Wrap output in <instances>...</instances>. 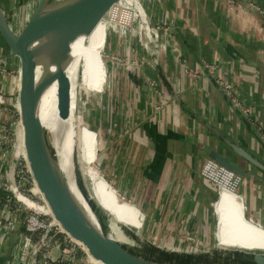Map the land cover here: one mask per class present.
Instances as JSON below:
<instances>
[{"label": "crops", "instance_id": "0c3cea01", "mask_svg": "<svg viewBox=\"0 0 264 264\" xmlns=\"http://www.w3.org/2000/svg\"><path fill=\"white\" fill-rule=\"evenodd\" d=\"M141 1L152 26L159 24L162 30L150 41L145 25L137 21L120 33V25L109 26L104 89L105 68L93 56L95 48L88 47L82 58L84 87L100 98L93 100L92 115L83 126L96 135L99 176L114 194L95 173L88 179L110 213L121 214L112 208L115 197L133 205L131 210L120 206L123 216L134 213L121 217L153 236L160 248L225 243L226 225L218 223L215 211L216 187L199 170L210 151H216L260 175L227 142L264 164V148L255 137L264 139V0ZM91 36L94 46L100 33L93 30ZM8 53L0 37V92L6 101L17 102L19 60ZM112 55L126 60L117 64ZM7 114L0 105V124ZM77 140L80 144V135ZM6 144L0 128L4 189L14 162ZM255 177L243 179L236 197L244 218L264 230V186ZM14 212L0 202V264H23V226L20 220L7 224Z\"/></svg>", "mask_w": 264, "mask_h": 264}, {"label": "water", "instance_id": "95a60500", "mask_svg": "<svg viewBox=\"0 0 264 264\" xmlns=\"http://www.w3.org/2000/svg\"><path fill=\"white\" fill-rule=\"evenodd\" d=\"M123 1L37 0L19 30L14 28L0 6V37L9 51L6 56L19 60L16 104L25 160L48 207L45 214L52 215L64 231L100 264H264V252L240 247L223 250L210 247L201 253L184 251L179 254L178 251H164L148 242L145 248H138L117 239L106 222L105 208L100 200L88 194L83 185L78 168L75 128H72L74 136H71L70 160L80 190L76 182L63 172L56 148L52 145V135L40 117L42 96L56 83L57 114L61 119H68L71 81L67 70L74 59L73 45L89 36L112 7ZM133 1L151 41V28L143 7L139 0ZM255 137L264 148V139L258 134ZM227 144L236 155L253 165L260 175L216 151H210L207 158L216 160L243 179L256 176V180L264 186V164L255 160L244 148L231 142ZM10 170V180H13L14 164ZM130 237L137 239L133 233Z\"/></svg>", "mask_w": 264, "mask_h": 264}, {"label": "built area", "instance_id": "2783aa9c", "mask_svg": "<svg viewBox=\"0 0 264 264\" xmlns=\"http://www.w3.org/2000/svg\"><path fill=\"white\" fill-rule=\"evenodd\" d=\"M143 10L146 18L145 9L143 8ZM106 16L109 26L130 27L136 21L139 22V25L144 24L137 9H132L130 0L114 5ZM147 23L150 25L151 36L154 38L161 30V25L152 26L148 21ZM111 59L117 64L125 61L123 57L118 55H112ZM6 103L3 94L0 92V105H3L7 113L12 114L13 112ZM18 124H20L19 117L15 119L10 117V127L13 125L17 127ZM10 130L11 128L8 130L9 133H11ZM1 131L6 132L5 125L1 126ZM6 136L5 134L4 137ZM16 144L17 141L12 147L15 154L13 159L15 171L13 180L9 181L5 187L8 193L5 205L11 206L15 211L12 219H8L7 224L14 226L16 220H20L24 228L23 243L19 254L20 260L23 264H73L76 260L78 262L79 260H89L92 264H100L89 256L79 242L64 231L52 215L45 214L48 207L31 176L25 160L24 148H19ZM20 149H22L21 155H19ZM199 174L203 179L215 185L218 195L217 201L222 191H228L236 196L243 182L241 175L225 168L211 158L204 160Z\"/></svg>", "mask_w": 264, "mask_h": 264}, {"label": "rangeland", "instance_id": "374dc122", "mask_svg": "<svg viewBox=\"0 0 264 264\" xmlns=\"http://www.w3.org/2000/svg\"><path fill=\"white\" fill-rule=\"evenodd\" d=\"M141 5L142 1L139 0ZM2 5L4 7V10L7 12V15L10 19V21L12 22L14 28L16 30H19L21 25L24 24V22L28 19L33 6L36 4L37 0H1ZM131 2V7L132 9L136 10L133 4V0H130ZM144 8V6H143ZM146 12V11H145ZM146 20L151 24L153 21L148 17V14L146 12ZM109 22H108V17H104V19H102L100 21V23H98V25L95 27L94 31L99 32L100 33V37L98 36V38H96L95 40V44L94 46H92L93 44V37L91 36V34L89 36H87L88 38L85 40V48H84V52H83V56L84 58L88 55L87 50L88 47L91 48H95V52L93 54V56L97 59H100V63L103 62V67H107L106 65V59H107V55L105 53V48L104 46L106 45V37L107 34L109 33L108 28H109ZM144 25V24H143ZM152 25V24H151ZM118 26V25H117ZM133 25H131L130 27H126V28H132ZM152 27V26H151ZM162 30V29H161ZM160 30V31H161ZM120 32H123L122 26H120ZM94 35V34H93ZM87 41V42H86ZM102 48H104L102 50ZM120 57V56H119ZM83 58V57H82ZM126 60V59H124ZM151 62V61H149ZM124 63V62H123ZM82 64V61H81ZM121 64V63H120ZM78 68H76V73H75V104H76V117L74 120V128H75V139H76V144L79 148L80 146V151L78 150V161H79V172H80V177L83 181V185L87 191L88 194L90 195H95V197L97 196L98 199L100 200L101 204L103 205L104 208H106V206L104 205L103 201H101V195L98 193H96V189L94 188V184H90V181L88 179V176L91 175V173H95V176H97L96 178L98 179V182L102 185V187L105 190H108L111 193H114L112 187L110 186V184L102 177H100L99 175L102 174L100 172V170L98 169V165H97V161H96V135L94 134V132L90 129H88L87 127H84L83 125H86V121L88 120V118L91 117V110H92V105L96 104L97 99H100L98 96V92H91L86 90V88L84 87L85 83H84V76L83 74H81V67L77 66ZM106 74L107 73V68L104 69V85L103 88L104 89L106 87ZM94 80L96 82H98V77L94 76ZM95 82V83H96ZM102 91V90H101ZM96 101H93L95 100ZM8 102L14 104V106H16V102L15 100H13V102L10 99H7ZM104 101L102 102V106H104ZM96 108V107H95ZM12 114H7V118L5 120V122L0 124V128L2 125H5V129L6 132H2L3 134L5 133L6 139H7V144H6V150H9V152H12V157L15 158V154L14 151L12 150L13 145L16 142V137H17V133H18V129L20 127V124L17 125V127L15 125H13L12 127L9 126V120L10 117L12 119L18 118V116H14L12 117ZM8 124V125H7ZM83 126V127H82ZM11 128V133H9V129ZM69 130H70V126H60L58 129V133H57V138H58V142L62 143L64 142V145L68 146V139H69ZM4 134V135H5ZM81 138V143L79 144V141L77 140V137ZM83 135V136H82ZM83 137V138H82ZM70 148V147H69ZM57 151V150H56ZM22 149H20L19 155H21ZM58 152V151H57ZM71 163V162H70ZM68 177L72 182H76L77 187H78V183H77V178L75 175V171H74V165H70V169L68 170ZM102 179V180H101ZM91 187L93 188L91 190ZM79 188V187H78ZM80 190V188H79ZM95 190V191H94ZM227 192L223 195L224 197H228L231 198L230 195H232L230 192L228 191H224ZM222 191V193H224ZM234 199V197H233ZM122 206V205H120ZM119 205L114 204L112 208H114V212L120 211V215L116 213H113L115 216L118 217V219L121 221V219H125L124 221H121L123 224L117 222L116 218L114 215H112L109 211L103 209L104 211V215L106 217V222L107 224H109L110 230H111V226L114 225L116 227H118L119 231L123 234V241L131 246L134 247H138V248H145L146 247V243H151L153 245H155L156 243L154 242L153 236L144 234L142 231V228H136L135 226H131L129 224H127V220L130 218H122V217H127L130 213L132 215H134L133 212H127L124 213L123 216V211L121 210ZM230 205H228L227 207H229ZM124 208V207H122ZM235 209V208H233ZM235 211H239L240 210H235ZM220 213V212H218ZM238 214V215H237ZM236 217L240 218L241 214L240 213H235L234 214ZM120 216V217H119ZM122 216V217H121ZM221 216V214L219 215ZM222 217V216H221ZM244 218V215H243ZM133 219V218H132ZM245 219V218H244ZM135 220V218L133 219ZM136 221V220H135ZM246 221V220H245ZM137 222V221H136ZM241 225V224H240ZM248 225V227L250 229H243V233L242 232H238L240 234H235L234 236H232V239L229 238H225V243H223L224 241L221 239V241H214L211 245H207L204 244V242H202V244H198V246H201L200 248L203 249H163L164 251H178L179 252H192L193 254L196 253H201L202 251H206L207 248L210 247H214L216 249L219 250H223V249H230L231 247H224L222 245H220L219 243L223 244V245H227V246H239L240 248H244V249H248V250H254V251H262L264 252V230H262V228L254 226L253 224H250L249 222L246 221V224ZM239 224H233L232 228L234 229H238ZM213 230V236H216V231H217V216L215 219V223H214V228ZM130 233H133L136 236V240L130 237ZM156 246V245H155ZM156 247H159L156 246ZM173 253V252H172ZM180 254V253H179Z\"/></svg>", "mask_w": 264, "mask_h": 264}, {"label": "bare ground", "instance_id": "6f19581e", "mask_svg": "<svg viewBox=\"0 0 264 264\" xmlns=\"http://www.w3.org/2000/svg\"><path fill=\"white\" fill-rule=\"evenodd\" d=\"M86 39H87V37H85L83 39H80V40H78V41H76L74 43V45H73V58L74 59H73L71 65L68 67V70H67V74H68V76L70 78V81H71V107H70V116L68 117V119H61L58 116V114H57L56 99H55L56 83L51 85L50 88L44 93V95L42 96V101H41V105H40V117H41V120H42L43 124L45 125V127L50 131V133L52 135V145L58 151L57 155L59 157L62 170L66 174H68V170L70 169V165H71V163H70L71 162V160H70L71 153H70V148L69 147L71 146L70 145L71 144V136L73 135L72 134V128L74 129V120H75V117H76V111H75V108H76V104H75V82H74L75 80L74 79H75L76 68H78L77 66L81 67V65H82L81 61H82V57H83V52H84V48H85L84 45H85V40ZM64 125H66L68 127L70 126L69 139H68L69 147L64 145V142L62 143V140H61V143L58 142V138H57V133H58L59 127L60 126H64ZM22 140H23V138H22V129H21V126H20L19 129H18L17 137H16V141H17L16 145H17V147H19V148L23 147ZM73 189H74L75 193L78 194L74 187H73ZM92 189L93 188L91 187V190ZM115 200H116L117 205H119V206L122 205L121 207L129 208V210L135 208L130 203L124 202L122 200L119 201L117 199V197H115ZM215 211H218V212L224 214L225 216H227L228 218H230L232 220H235V221H237V222H239L241 224H246V221H247L246 219H241V218L236 217L231 211L226 209L219 202L215 203ZM115 218H116L117 222L123 224L118 219L117 216H115ZM250 224H253V223H250ZM253 225L256 226L255 224H253ZM111 232L113 233V235L117 239H119L121 241L123 240L124 236L119 231L118 227L112 225L111 226ZM152 252L154 253V250H152Z\"/></svg>", "mask_w": 264, "mask_h": 264}, {"label": "flooded vegetation", "instance_id": "af4514ba", "mask_svg": "<svg viewBox=\"0 0 264 264\" xmlns=\"http://www.w3.org/2000/svg\"><path fill=\"white\" fill-rule=\"evenodd\" d=\"M1 4V3H0ZM1 6V5H0ZM34 7V6H33ZM4 43V42H3ZM6 46V45H5ZM1 56V55H0ZM224 192V191H223ZM225 193H227V192H224V193H220V198L221 199H218V201L217 202H219V203H221L226 209H228L229 211H231L233 214H235V213H240L241 214V216H240V218L241 219H244L243 218V206H242V204H241V201L235 196V195H233L232 193V195H230V197L231 198H226V197H224L223 198V195L225 194ZM233 197H234V199H233ZM228 205H230L229 207H227ZM233 208H235V209H233ZM240 210V212L239 211H235V210ZM216 213H217V215H218V223L219 222H224L225 223V225H226V229H225V233H224V235H225V237L224 238H229V239H232V236H234L235 234H240V233H238V232H242L243 231V229H245V228H247V229H250L249 227H248V225H245V224H241V223H239V222H237V221H235V220H232V219H230V218H228L227 216H225L224 214H222V213H218V211H216ZM221 214V216H219ZM238 215V214H237ZM233 224H239V226H238V229H234V228H232V226H233ZM241 224V225H240ZM219 226V225H218ZM218 229H220L219 227H218ZM219 231V230H218ZM243 233V232H242Z\"/></svg>", "mask_w": 264, "mask_h": 264}, {"label": "trees", "instance_id": "16d2710c", "mask_svg": "<svg viewBox=\"0 0 264 264\" xmlns=\"http://www.w3.org/2000/svg\"><path fill=\"white\" fill-rule=\"evenodd\" d=\"M7 103H6V105H8V107L11 109V111L13 112V115H12V117H14V116H18V110H17V107L16 106H14V104H12V103H10V102H8V101H6ZM4 146V145H3ZM77 152H78V146H77ZM7 191L4 189V187H0V202H2V203H5V201H6V198H7ZM23 230H24V228H23Z\"/></svg>", "mask_w": 264, "mask_h": 264}]
</instances>
